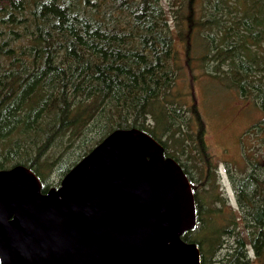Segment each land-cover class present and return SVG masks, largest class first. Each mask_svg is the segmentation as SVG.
Instances as JSON below:
<instances>
[{
  "label": "trees",
  "instance_id": "1",
  "mask_svg": "<svg viewBox=\"0 0 264 264\" xmlns=\"http://www.w3.org/2000/svg\"><path fill=\"white\" fill-rule=\"evenodd\" d=\"M195 64L263 113L259 146L229 169L240 214L179 88ZM132 127L191 181L198 224L182 237L202 264H264V0H0V170L25 165L45 192Z\"/></svg>",
  "mask_w": 264,
  "mask_h": 264
},
{
  "label": "water",
  "instance_id": "2",
  "mask_svg": "<svg viewBox=\"0 0 264 264\" xmlns=\"http://www.w3.org/2000/svg\"><path fill=\"white\" fill-rule=\"evenodd\" d=\"M181 164L139 128L116 129L43 191L25 165L0 170V264H202Z\"/></svg>",
  "mask_w": 264,
  "mask_h": 264
},
{
  "label": "rangeland",
  "instance_id": "3",
  "mask_svg": "<svg viewBox=\"0 0 264 264\" xmlns=\"http://www.w3.org/2000/svg\"><path fill=\"white\" fill-rule=\"evenodd\" d=\"M194 67V71L186 67L185 79L179 88L189 100L194 96L198 103L206 123L208 149L221 174L219 191L225 193L240 214L229 169L237 176L245 166L244 147L250 146L254 151L259 146L261 137L248 131L263 118V113L252 103L227 90L220 82L213 81L203 73L201 65L195 64ZM261 151H264V147Z\"/></svg>",
  "mask_w": 264,
  "mask_h": 264
},
{
  "label": "flooded vegetation",
  "instance_id": "4",
  "mask_svg": "<svg viewBox=\"0 0 264 264\" xmlns=\"http://www.w3.org/2000/svg\"><path fill=\"white\" fill-rule=\"evenodd\" d=\"M238 208L241 209L240 205H238Z\"/></svg>",
  "mask_w": 264,
  "mask_h": 264
}]
</instances>
